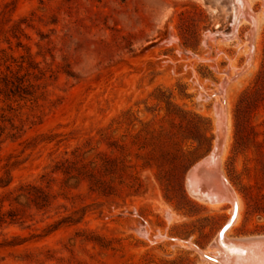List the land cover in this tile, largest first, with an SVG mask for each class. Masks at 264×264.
Wrapping results in <instances>:
<instances>
[{
  "label": "rangeland",
  "instance_id": "rangeland-1",
  "mask_svg": "<svg viewBox=\"0 0 264 264\" xmlns=\"http://www.w3.org/2000/svg\"><path fill=\"white\" fill-rule=\"evenodd\" d=\"M202 161L218 207L186 184ZM2 201L0 264H226L264 236V0H0Z\"/></svg>",
  "mask_w": 264,
  "mask_h": 264
},
{
  "label": "trees",
  "instance_id": "trees-1",
  "mask_svg": "<svg viewBox=\"0 0 264 264\" xmlns=\"http://www.w3.org/2000/svg\"><path fill=\"white\" fill-rule=\"evenodd\" d=\"M4 82V81H3ZM4 95L6 96H18L20 98H25L26 96L30 95L28 93V88L30 87L29 85H24L23 81L21 82L20 80L15 82V81H9V82H4ZM55 172H59L62 175H64L66 183L70 179H75L79 180V177L84 176L85 178L88 179H93L94 176L96 175V168L95 165L91 166V164H86V165H81L80 161H72L70 159H66L60 166H56ZM20 194L17 196L18 198H24L29 204H32L36 209H41L47 206L48 200H49V193L45 191L42 188H38L36 186H31V185H25L20 187L19 189ZM14 202L18 205H20L17 202V198L14 199ZM4 201H2V205L0 206V225L3 223H6L9 221V224L13 223L14 221L21 219L22 216L19 215L18 210L16 209H9L6 212H2ZM12 203H9V206H11ZM70 222L71 218L70 217H64L61 219L59 224L63 222ZM14 241V240H13ZM12 242L9 243H4L6 245H12ZM2 244L0 243V246Z\"/></svg>",
  "mask_w": 264,
  "mask_h": 264
},
{
  "label": "bare ground",
  "instance_id": "bare-ground-1",
  "mask_svg": "<svg viewBox=\"0 0 264 264\" xmlns=\"http://www.w3.org/2000/svg\"><path fill=\"white\" fill-rule=\"evenodd\" d=\"M239 9H240V7H239ZM208 157L212 160V156H208ZM204 163L205 162L197 164L190 171V173L188 174V179H187L186 184H188L189 191L192 194H194L196 196V198L204 200V201L208 202L210 205L218 207L219 205H222L224 203L223 202L224 200L223 201H222V199L217 200V199H215V196L213 197V195L210 193H213V192L215 193V191H218V192H216V194L221 193V194H223L229 198V196L231 195V190L226 185V182L224 183V181H222L221 179L220 180L216 179L214 181L212 179L204 180L202 178V176L200 175L201 167H203ZM214 166H215V164H214ZM201 186L205 187L207 189L208 193H207V191L203 192V190H201ZM219 196L220 195L216 196V198ZM225 200H228V199H225ZM217 241L218 240H216L215 243H218ZM228 242L230 244V246H228L229 249H227V251H223V256L227 260L226 264H264V250L254 251L251 248L242 247L241 244H239V242H237L235 240H228ZM221 247H222V249L226 248L223 245H221ZM223 264H225V263H223Z\"/></svg>",
  "mask_w": 264,
  "mask_h": 264
},
{
  "label": "water",
  "instance_id": "water-1",
  "mask_svg": "<svg viewBox=\"0 0 264 264\" xmlns=\"http://www.w3.org/2000/svg\"><path fill=\"white\" fill-rule=\"evenodd\" d=\"M190 173V172H189ZM236 210H234L232 217L228 221V225L232 224L235 219ZM241 244L242 247L251 248L254 251H261L264 250V236H256V237H249V238H242L235 240ZM203 259L207 261H216V259L210 258L207 254L203 253L202 251H198Z\"/></svg>",
  "mask_w": 264,
  "mask_h": 264
}]
</instances>
